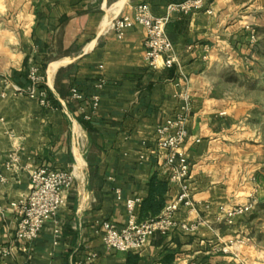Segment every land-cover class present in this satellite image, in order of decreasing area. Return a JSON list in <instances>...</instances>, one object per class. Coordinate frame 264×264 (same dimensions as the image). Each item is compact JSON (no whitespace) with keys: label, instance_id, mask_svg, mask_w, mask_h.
Returning a JSON list of instances; mask_svg holds the SVG:
<instances>
[{"label":"crops","instance_id":"crops-1","mask_svg":"<svg viewBox=\"0 0 264 264\" xmlns=\"http://www.w3.org/2000/svg\"><path fill=\"white\" fill-rule=\"evenodd\" d=\"M182 1L0 4V264H264V225L257 236L243 224L251 212L233 223L218 220L223 208L247 204L258 192L241 156L254 148L238 143L248 102L227 75H250L244 58L253 57L264 30V0H207L212 13L175 14L167 26L178 58L171 68L147 65L143 26L121 38L111 28L115 17L133 15L139 4L162 16ZM42 63L48 106L16 89ZM73 87L83 93L82 102L71 99ZM178 114L187 117L182 150L194 206H182L178 225L155 234L142 251L108 250L101 222L126 225V201L139 197L142 203L154 176L168 182L157 129ZM42 165L69 171L75 181L57 218L22 245L15 241L19 212L11 203L30 195L31 174ZM178 193L168 182L166 205Z\"/></svg>","mask_w":264,"mask_h":264},{"label":"built area","instance_id":"built-area-1","mask_svg":"<svg viewBox=\"0 0 264 264\" xmlns=\"http://www.w3.org/2000/svg\"><path fill=\"white\" fill-rule=\"evenodd\" d=\"M201 10L212 13V10L207 6V0H185L172 3L162 16L154 15L149 5L142 3L136 6L133 15L115 17L111 23V28L121 38L127 29L135 25L143 26L147 34L145 41L147 65L157 69L162 63L165 68H171L178 63V58L174 52V44L167 32L168 24L175 14L187 15ZM249 29L251 41L256 42L259 37L258 32L255 28ZM27 78V85L25 87L16 86V89L37 100L41 105L48 106L47 92L40 87L44 82L41 67L33 65ZM71 99L82 102L84 95L78 88L73 87ZM98 105L99 97L95 96L93 106L96 109ZM186 118L185 114H178L160 124L157 129L159 145L166 151L163 165L164 174L170 185L179 187L178 195L165 206L157 217L144 221L139 220L137 212L141 199L139 197L128 199L126 209L129 218L126 225L118 226L113 220L101 222L104 244L108 250L121 253L142 251L155 234H168L178 225L175 214L182 206H194L186 187L191 172L190 162L186 152L182 150L189 134ZM74 181L75 178L71 172L56 169L49 165H42L33 170L30 195L25 200L11 203V206L19 212L15 241L26 245L39 238L44 225L57 218L61 208L66 203V193L72 188ZM116 194L121 198L120 190H116ZM254 206L255 202L251 201L247 204L223 208L225 215L219 217L218 220L233 223L237 217L250 213ZM1 213L0 210V215ZM180 225L188 229L186 224ZM55 232L57 236L60 234L59 226ZM0 253L5 252L1 251ZM94 257L96 254L91 256V258Z\"/></svg>","mask_w":264,"mask_h":264},{"label":"rangeland","instance_id":"rangeland-1","mask_svg":"<svg viewBox=\"0 0 264 264\" xmlns=\"http://www.w3.org/2000/svg\"><path fill=\"white\" fill-rule=\"evenodd\" d=\"M6 2L0 0V4ZM260 37L253 57L244 58L250 75H227V79L236 83L233 87L235 93L248 102L238 121V143L254 148L249 153H241V156L246 159L248 170L255 174L258 192L253 200V210L245 217L247 221L242 222L248 224L257 236L264 225V30H261Z\"/></svg>","mask_w":264,"mask_h":264},{"label":"trees","instance_id":"trees-1","mask_svg":"<svg viewBox=\"0 0 264 264\" xmlns=\"http://www.w3.org/2000/svg\"><path fill=\"white\" fill-rule=\"evenodd\" d=\"M47 63H42L41 68L45 69ZM41 88H46L44 85H40ZM168 190V182L162 181L154 176L151 183L149 194L146 199L141 203L140 209V221L149 220L157 217L165 208L166 200L165 194Z\"/></svg>","mask_w":264,"mask_h":264}]
</instances>
